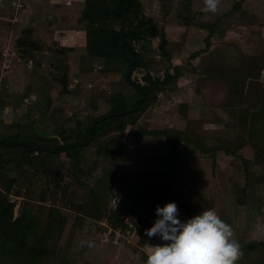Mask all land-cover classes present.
<instances>
[{
  "label": "crops",
  "instance_id": "crops-1",
  "mask_svg": "<svg viewBox=\"0 0 264 264\" xmlns=\"http://www.w3.org/2000/svg\"><path fill=\"white\" fill-rule=\"evenodd\" d=\"M140 2L145 16L157 23L164 39L161 43L165 42L163 46L159 44L163 59L146 61L145 68L156 72L159 80H164L167 73L172 81L159 86L149 102L128 116L130 121L124 128H120L121 119H115L112 124L107 122L95 139L78 148L82 155L89 156L94 151L99 154L100 161L88 166L83 156L79 159L80 172L88 171L94 164L95 172L102 170L93 179L86 174L80 181L75 179L69 172L75 171L72 169L75 164L65 154L1 147L4 157L10 158L7 175L14 180L10 191L22 186L21 194L15 196L18 203L29 200L34 208L52 207L62 213L58 220L51 221L50 232L55 235L52 246L60 251L65 248L62 242L70 233L74 235L72 244L86 233L93 240L89 242L85 238L91 247L89 251L99 250L98 256L104 254L106 240L98 239L102 232L85 231L86 223H97L87 201L95 202L97 177V184L104 182L102 199L108 192L110 196L117 192L122 197L120 188L127 176L125 172L136 174L130 182L133 185L144 173L165 171L166 182L179 186L182 200L191 209L203 210L207 205L235 233L240 231L237 228L245 226L240 233L243 237L249 231L251 235L264 236V113L261 115L256 109L254 114L251 110H237L232 89H237L240 80L226 78L224 74L229 73L228 64L238 71L250 69V48L243 46L240 51L237 47L249 44L252 39L259 46L264 45V0H220L215 13L206 9L204 0ZM8 3L9 0H0V64L1 51L11 47L14 71L3 76L0 72L1 80L6 81L0 86V138L34 133L49 139L46 143L59 139L57 108L62 107L65 120L72 124L70 117L75 113L71 112L81 113L78 110L83 106L75 110L70 103L86 93L88 82L94 78L102 90L95 97L91 95L95 103L92 107L89 102L87 118L80 115L78 122L68 127L74 128L73 135L80 133L76 124L86 128L92 123V118L87 121L89 116L95 119L107 114L111 109L110 99L117 93L123 95L128 106L140 100V92L124 80L112 62L87 52L90 24L81 19L85 0H28L19 21L10 16ZM162 12L166 14L163 20ZM21 40L33 45L19 46ZM156 41L158 37L137 42L136 45H141L139 54L144 58L155 55L149 51L155 48ZM253 53L255 56L257 51ZM149 55L148 58L155 57ZM172 68L177 69L178 75ZM55 74L62 75V83ZM240 77L245 80L244 74ZM39 80H44L46 85L38 86ZM73 82L77 85L72 86ZM133 99L137 102L132 103ZM220 140L223 149H213L209 156L202 145L215 146ZM107 180L113 185L111 189L105 188ZM72 199L77 204L75 208L68 204ZM81 221L82 228L78 226ZM254 239L264 241L263 237H250L247 241ZM72 249L71 246L69 259L57 263L94 264L87 252L82 251L80 258L77 254L73 257ZM111 250L117 251L111 264L126 263V247L120 245Z\"/></svg>",
  "mask_w": 264,
  "mask_h": 264
},
{
  "label": "trees",
  "instance_id": "trees-1",
  "mask_svg": "<svg viewBox=\"0 0 264 264\" xmlns=\"http://www.w3.org/2000/svg\"><path fill=\"white\" fill-rule=\"evenodd\" d=\"M81 19L87 20L90 24L87 31L88 53L93 57L109 60L117 70L122 71L126 82L140 92V100L133 106H128L121 93L114 95L110 99V111L86 127L82 142H68L69 138L64 137L65 142L62 144L49 146L44 144L49 139L28 133L24 138H20L19 134L14 137L0 138V148L20 147L30 153L47 151L58 155L65 154L72 161V165L75 164L73 169L78 170L80 169L79 147L95 139L97 133L110 120H123L120 128H124L130 121L127 120L128 116L149 102L150 97L161 84L172 81V77L155 80L145 68V58L139 54L137 42L161 34L157 23L143 13L140 0H85ZM18 45L33 44L21 40L18 41ZM9 164L10 158L6 159L0 151V180L6 177L8 181L11 179L7 176L10 172ZM165 178V172L142 174L131 188L129 202L124 201L114 210L115 221L123 224L124 214L138 213L139 231L144 239L145 229L151 228L157 219V205L163 207L169 202H175L183 217H194L188 205L168 196L169 192L164 183ZM103 184L104 182L98 183L100 190L95 192V206L100 204L104 195ZM6 188L4 182L0 184V264H12L13 262L48 264L52 258L57 257L60 250L46 244L48 232L47 229L42 228L41 217L28 213L22 205L16 209V204L10 200ZM240 247L243 256L237 264H244V260L251 261L255 256L264 255V241L262 240L246 241Z\"/></svg>",
  "mask_w": 264,
  "mask_h": 264
},
{
  "label": "rangeland",
  "instance_id": "rangeland-1",
  "mask_svg": "<svg viewBox=\"0 0 264 264\" xmlns=\"http://www.w3.org/2000/svg\"><path fill=\"white\" fill-rule=\"evenodd\" d=\"M11 2H12V0H9V3H8L9 14H12L14 12V7L11 5ZM165 15L166 14L164 12H162V17H161L162 20L164 19ZM161 35H162V33L159 36H157L158 37V41H156V43H155V48L149 51L150 53L152 52L155 55H151V54L149 55L148 54L149 57L155 56L156 58L155 57L148 58V55H147V57L145 56V60L147 62L148 61H153V60L156 61L157 59H159L161 61V59H163V55H164L163 54V48L161 49L160 46H159V44L161 43V40H164V39H162L163 36L161 37ZM157 37H155V38H157ZM238 38L239 37L237 36L236 39H238ZM255 40L256 39H252V42H250L249 44L246 43V44H243L242 47H237L236 48V49H239L240 51L242 50L243 46H244V48H247V47L250 48V52L248 53L249 56H252L250 58L251 60H248L249 64H251L250 69L247 72L238 71V69H232L233 67L231 68L232 64H230V65L228 64L227 71H229V73L226 72L224 74H225L226 78L229 77V79H231L232 77H234V78H237L238 80H240L239 85L237 84V89L236 88L232 89L233 90L232 93L235 95V98H236V100H235L236 102L235 101L234 102L236 103L237 106H235V108H237V110H239V109L248 110V111L251 110L253 114H254V112H253L254 109H256V111H258L262 115L264 113V55H261V54H264V45L262 43L261 46H259L258 41H255ZM162 42H163V44L161 43L162 44L161 46L165 45V42L164 41H162ZM136 46H137V48H139L141 45L137 44ZM254 51H257L255 56H254L255 53H253ZM252 53H253V55H252ZM17 59L19 60V57ZM13 61L14 60L12 59V63H10V68L8 70H6L7 72L8 71L9 72H13L14 71V62ZM250 61H251V63H250ZM0 67H1L0 68V72L2 71V76H3L4 71H5L3 57H2V60H1ZM147 70H149V69H147ZM171 70L175 72L177 69L175 70L174 68H172ZM120 72L122 73V71H120ZM149 72H150V74L153 76V78L155 80L158 79V77L156 75V72L152 73L151 70H149ZM175 74L178 75L177 71H176ZM242 74H244L245 80H243V78L240 77V76H242ZM0 76H1V73H0ZM54 76H55V78L59 79L60 82H61V80H62L61 79V77H62L61 74H59V75L55 74ZM136 76H140V75L136 74ZM164 76H165L164 79L168 78V74L167 73ZM249 76H251V77L248 80L247 78ZM95 77L98 78L99 76H95ZM44 80H42V81L39 80L40 85H38V86L46 85L44 83L45 82ZM4 82H6V81L1 80V78H0V86H2ZM97 82H99V81H97ZM61 83L59 85L60 88H62L61 87ZM88 83H89L88 86H90V87L87 88L86 93L84 95H82V97H80L79 100L73 99V101L71 103L68 102V103H70V105H74V107H75L74 109L75 110H78L79 106H83L81 108V110H78L81 113H76L75 111H72L71 114H73V112L75 114L71 115L70 118H71V123L72 124H70L67 120H65L67 117L63 116V109H62V107L59 106L57 108L56 112H55V115L59 119L58 125L60 126V129H61V134L59 135L60 138L59 139H54V141L52 140L51 143L48 142V143H44V144H48L49 146H51V145L59 143V141L60 142H62V141L65 142L64 141V137L69 138L68 142L69 141L77 142V141L83 139L84 134H85V130H86L85 126L83 127V124L78 125V126L76 124L75 128H77L80 133H75V135L71 134L72 131H75V130L71 131V129H74V128L72 127L70 129L68 127L74 125L75 122L77 120H79V119H77V117L80 116V115H81V117L85 116V118H87V114H88L89 108H90L89 105H88L89 102L91 103L90 106H92V107L94 105L93 103H95L94 101H91V100H94L92 98V96L94 95V97H95V96L99 95L100 91L102 90V87L98 83L95 84V78L92 81L90 80V82H88ZM41 84H43V85H41ZM91 84H93V85H91ZM165 84H168V83H165ZM75 85H77V83L73 82L72 86H75ZM161 85H163V84H161ZM125 86H129V85H127V83H126ZM240 86H241V89H239ZM158 89H159V87H158ZM89 90H90V96L92 95L91 97L88 96ZM102 96H103V93H102ZM59 100H64V99L59 98ZM134 101L135 100L133 99L132 103H134ZM135 102H137V101H135ZM88 118L89 119L87 121H89V122L91 121V118H92V122L97 119V118L94 119V117H91V116H89ZM108 123L109 124L114 123V119L110 120ZM31 130L33 131L35 129L33 127H31ZM257 130L259 131L260 129H257ZM24 137H25V135L24 136L20 135V138H24ZM134 141L136 142V139H134ZM202 146H203V149H205L206 151L209 152V154H208L209 156H212L213 149H223V148H221L222 147L221 140L219 141L218 145H215V146H211V147H209V146L207 147V146H204V145H202ZM189 147H192V146H189ZM98 148H100V146ZM82 156H83V158L86 159L85 160L86 163H87L86 166H88V164L89 165L93 164V162L96 163L97 161L98 162L100 161V160H98L99 154L96 155L95 151H94V153H92L89 156L80 154V158H82ZM205 158H206V162H207L208 158L206 157V155H205ZM87 159H88V162H87ZM69 164H70V162L67 165L68 168H70ZM205 165H206V163H205ZM95 166L96 165L94 164V167H90L91 169L89 168L88 171L83 170V172H80L79 171L80 169H78V170L74 169L75 171L69 170V172L73 173L74 178L77 179L78 181H80V177L81 176H86V175H87L86 177H91L93 179L94 178L93 176L95 174L97 175L99 173H102L101 172L102 170L100 172H98V173L95 172ZM163 166H164V169H165L166 168L165 163H164ZM204 170H205V168H204ZM156 172H160V171H156ZM149 173L150 172H147V173H144V174H149ZM124 175H127L126 178L124 177V181L125 182L123 183L122 186L120 184H119V186H121L120 191L123 194H125V195H122V197H121L120 194H118L117 192L113 193V191H112L113 196H110L111 193H109L107 191L108 194L106 195L105 198H103L101 200L102 203L98 204L97 206H95V204H96L95 202L89 203V201H87V205H89V207H91L92 212L96 216V220L100 221V222L104 221V224L106 225V226L104 225V227H102V226L100 227V225H98L96 223H93V224L86 223V229L87 230H85L86 232H90V230H94L95 232H97V231L99 232L100 231V232L103 233V234L101 233L100 235L98 234V236H99L98 239H101V237H104V240H106V244H107L105 250H103V252H104V254L102 255L103 257L101 255L98 256L99 250H97V252L94 251L93 253L91 251H89L91 249V247H90L89 244L87 245V242H85V238H86V240L88 238L89 242H92L93 240L89 236H86V233L84 234V237H79L77 239L76 244H75V242H74V244H72V241L74 239V235H71L72 233H70L69 237H66L65 240L62 242L64 244V247H65L63 249V251H59L57 253V257L52 258V260L48 264H58L57 263L58 260L63 261V260H65V258L69 259L68 258V252H69V248L71 246L73 247V249H72V251H73V255L72 256L73 257H75L76 254H77L78 255L77 258H80V257L83 256V252H87L88 257L92 258V262L94 264H97V263L98 264H111L112 260H114V258H115L114 255L117 254V251L113 252L111 250V248H114L116 250L117 247L120 246V245L126 247V250L128 249V255L126 253V261H125L126 263L125 264H144L145 260L147 259V253L150 250V246L162 243V241L158 237L149 239L145 234H144L145 238L142 239L141 233L139 231L140 224L138 222L139 221V214L138 213L135 214V215L130 214V213L124 214V216H123V224H118L115 221L113 212L124 201L125 202L126 201L129 202L131 188L133 186V185H131L130 182L133 181L132 178L136 176L135 173H134V175L133 174L130 175L129 172H125ZM129 178H130V180H129ZM97 180H98V177H97ZM97 180L95 179V183H94L95 187L97 185L96 191L100 190L98 188V184L96 182ZM13 181H14L13 178H11L9 181L7 180V177L6 178H1L0 184L3 183V182H4V184H6V186H7L6 190L8 192V196H9V198H10V200L12 202H15L16 209L19 206L22 205V207H24V210H26L28 213H31L33 215H38V216L41 217L40 220H41V223H42V228L43 229L44 228L47 229V232H48L47 239H46V244L52 246L53 242H55L54 241L55 235H50V232H51V221L53 219H55V218L58 220L59 217L62 216L61 215L62 213L60 214V212H57V210H55L52 207L48 208V209H46L47 207H44V206L40 207L39 209L34 208L35 205H32V203L29 202V200H25V201H22V202L20 201V203H18L17 201H19V200H17L15 198V196L21 194L22 191L20 192V188L22 186H18L17 189L13 188L12 189L13 191H10V186L13 183ZM114 181H115V176L113 177V183H114ZM24 182L26 184H29L28 180H24ZM164 183L166 185V190L169 192L168 196L171 199L176 200V201H180V202H184L186 204V202L182 200L181 189L179 188L178 185L168 184L166 182V180H165ZM111 186H113L111 184V181L107 180L105 182V188L106 189H111ZM123 186H125V188ZM26 188H29V186H26ZM84 191H85V196H86L87 195V191L86 190H84ZM109 191H111V190H109ZM94 195H96V194H94ZM113 198L116 200V203H114ZM30 199H32V198H30ZM68 202H69L68 204L70 206L74 207V208L77 206V204L74 202L73 199L69 200ZM186 205H188V204H186ZM52 209H54V210H52ZM208 209H210L209 206H207V205L203 206V210H208ZM91 210L89 208V211H91ZM203 210H201L200 207H198L197 210L190 208L189 211H191L192 215L195 216V215L199 214L200 212H202ZM32 211L36 212V213L34 214V213H32ZM83 211H86V210L83 209ZM15 213H16V210H15ZM179 218L182 221H186L187 219H189V218L183 217V215H181V214H180ZM82 225H83V221L78 223V226H80V228H82ZM92 227H94V228H92ZM244 227L240 226V228H237L238 230H240L239 233H237L238 231L236 233L234 232L235 233V239L239 242V244L244 243L245 241H247V238H250V237L251 238H257V237L258 238H262V237L264 238V236L262 234L258 235V234H253L252 233V235H251L250 231L248 233V236L246 235V236L243 237V235H241L240 233L244 232V229H243ZM121 230H123V234L124 235H127V237H129L132 240V244H127L123 240L119 241V236H121ZM128 231L130 232L129 234H127ZM116 232L120 233V235L119 234L117 235ZM66 235H67V233H66ZM254 240H256V239H254ZM95 241L96 242H100L99 240H95ZM72 256H71V259H72ZM94 258L96 260H94ZM74 260H75V258H74ZM83 260H85V258H83ZM81 262L82 263H80V264H85V263H83L84 261H81ZM12 264H19V263H14L13 262ZM77 264H78V262H77ZM244 264H264V255L260 254L258 256H255L251 261L244 260Z\"/></svg>",
  "mask_w": 264,
  "mask_h": 264
},
{
  "label": "clouds",
  "instance_id": "clouds-1",
  "mask_svg": "<svg viewBox=\"0 0 264 264\" xmlns=\"http://www.w3.org/2000/svg\"><path fill=\"white\" fill-rule=\"evenodd\" d=\"M204 3L215 13L220 0ZM156 216L145 235L158 237L162 243L150 246L146 264H237L243 256L232 227L214 209L182 221L178 205L169 202L163 207L157 205Z\"/></svg>",
  "mask_w": 264,
  "mask_h": 264
},
{
  "label": "built area",
  "instance_id": "built-area-1",
  "mask_svg": "<svg viewBox=\"0 0 264 264\" xmlns=\"http://www.w3.org/2000/svg\"><path fill=\"white\" fill-rule=\"evenodd\" d=\"M27 2L28 0H12L11 5L14 7V12L10 15L11 17H13V19L15 21H19L21 16L20 13L23 12V10L27 7ZM1 55L3 57V61H4V74H6L5 72H7L6 70H8L10 68V63H12V57H13V50L11 47L5 48L1 51ZM98 225H100V227H104V221H97ZM106 226V225H105ZM130 232L128 231L127 234H129ZM116 234L120 235V233L116 232ZM116 235V236H117ZM118 237V236H117ZM123 240L125 241L127 244H132V240L127 237V235L123 234V230H121V236H119V241ZM142 256V255H141ZM147 259L145 260L144 264H146Z\"/></svg>",
  "mask_w": 264,
  "mask_h": 264
}]
</instances>
